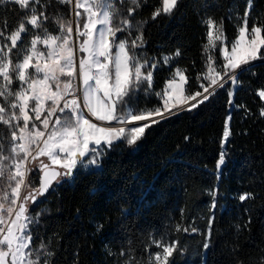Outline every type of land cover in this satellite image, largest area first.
Listing matches in <instances>:
<instances>
[{
  "label": "snow or ice",
  "instance_id": "snow-or-ice-1",
  "mask_svg": "<svg viewBox=\"0 0 264 264\" xmlns=\"http://www.w3.org/2000/svg\"><path fill=\"white\" fill-rule=\"evenodd\" d=\"M149 3L0 0L5 13L15 14L13 25L0 15V264H56L57 252L44 241L37 245L35 234L41 230L43 213H33L32 205L65 181L75 182L82 173L97 174L106 154L119 143L137 147L153 126L181 110L191 112L211 103L220 90L227 95L229 110L222 148L230 138L231 110L244 109L252 115L245 105L236 103L235 95L243 85L241 74L256 76L254 62L264 61V23L252 17L255 0H246L242 14L229 9L228 19L237 30L230 42L224 18L216 20L209 14L212 4L206 3L198 13L200 23L209 41L214 33L220 41L223 63L207 55L206 44L204 71L196 74L195 90L187 69L176 68L167 81L170 91L155 93L154 70L161 64L170 66L182 51L177 48L159 58L149 56L145 26L174 16L181 0H158L149 19L137 20ZM140 92L154 94L162 106H139ZM255 94L264 100V86ZM259 117L264 118V106L259 108ZM225 155L221 152L217 167L225 162ZM210 195L214 212L217 192L212 190ZM238 199L243 203L254 199V194L243 193ZM213 223L214 215L209 216L203 233L204 249L210 248ZM102 229L98 224L96 231ZM175 230L200 231L181 229L179 224ZM143 252L148 254L146 259L121 250L120 264H175L174 254H182L183 246L165 232L149 233ZM106 254L115 255L111 249ZM72 264H79V251L73 253ZM259 264H264V256Z\"/></svg>",
  "mask_w": 264,
  "mask_h": 264
},
{
  "label": "trees",
  "instance_id": "trees-1",
  "mask_svg": "<svg viewBox=\"0 0 264 264\" xmlns=\"http://www.w3.org/2000/svg\"><path fill=\"white\" fill-rule=\"evenodd\" d=\"M157 2L150 0L136 19H149ZM206 3L212 4L210 15L218 21L224 18L227 40L236 37L229 9L242 14L246 0H181L174 16L145 26L149 56L182 51L170 66L161 64L155 70L152 93L163 89L176 67L187 69L191 88L198 87L195 77L204 71L203 49L209 42L198 13ZM0 15L13 25L14 13L0 8ZM252 17L264 23V0H255ZM50 29L56 30L54 25ZM216 58L223 62L219 50ZM255 71L256 76L241 74L243 85L235 95L236 103L252 115L244 109L231 110L230 138L223 148L229 110L227 95L220 90L211 103L153 126L136 150L119 143L106 154L97 174L82 173L75 182L65 181L51 190L33 210L43 213L41 230L35 234L37 245L48 243L57 252L56 264H72L75 251L79 264H120L121 250L146 259L143 249L149 233L165 232L183 246L182 254H174L175 264H259L264 256V118L259 117V108L264 101L255 92L264 86V61L255 64ZM138 101L141 107L162 103L144 92ZM221 152L225 162L217 167ZM212 190L217 192L214 212ZM248 192L254 199L241 203L239 195ZM212 215L210 248L204 249L203 233ZM98 224L102 231H96ZM177 224L200 231L177 232ZM107 249L115 255H107Z\"/></svg>",
  "mask_w": 264,
  "mask_h": 264
},
{
  "label": "rangeland",
  "instance_id": "rangeland-1",
  "mask_svg": "<svg viewBox=\"0 0 264 264\" xmlns=\"http://www.w3.org/2000/svg\"><path fill=\"white\" fill-rule=\"evenodd\" d=\"M249 24H250V21H249ZM225 36H226V34H225ZM227 37V36H226ZM215 44L216 45V47H215V49H213L212 47H211V44ZM208 45H209V51H208V55H213L214 56V58H215V60H216V62L218 63V64H222V63H219L218 62V60H217V58H216V52L219 50L220 51V53H221V56H222V58H223V52L221 51V44H220V41H217L216 39H215V33L213 34V37H212V40L211 41H209L208 42ZM115 51V50H114ZM78 55L80 56V57H83L85 54L84 53H78ZM173 62V61H172ZM171 62V63H172ZM176 68H180V67H176ZM176 68H174V70H173V72L175 71V69ZM182 69V68H181ZM156 70V69H155ZM155 70H154V72H155ZM154 72H153V82H154ZM172 72V73H173ZM172 73H171V75L169 76V78L167 79V81H169L170 80V78H171V76H172ZM177 79V83H179V78L177 77L176 78ZM167 81H166V83H165V85H164V87H163V89H161V90H158L159 92H162V91H164V90H169L170 91V89L168 88V84H167ZM185 88H187V85H185ZM153 90V89H152ZM158 91H156V92H158ZM157 99H159L158 97H156ZM264 101V100H263ZM162 102V101H161ZM158 106H162V103H161V105H158ZM181 112H183V110H181ZM180 112V113H181ZM94 119V118H93ZM96 123H98V124H102L103 122H101V121H95ZM141 143V142H140ZM140 143H139V145H140ZM139 145L137 146V147H133V148H131V149H133V150H136L138 147H139ZM41 159H45V158H41ZM224 164V163H223ZM222 164V165H223ZM222 165H220V167L222 166ZM46 197V196H45ZM45 197H40L39 198V200H38V202L36 203V204H34V205H32V211L36 208V206L45 198Z\"/></svg>",
  "mask_w": 264,
  "mask_h": 264
},
{
  "label": "water",
  "instance_id": "water-1",
  "mask_svg": "<svg viewBox=\"0 0 264 264\" xmlns=\"http://www.w3.org/2000/svg\"><path fill=\"white\" fill-rule=\"evenodd\" d=\"M259 62H263V61H256V62H254V63L256 64V63H259ZM49 192H51V189L49 190ZM48 194H49V193H48ZM48 194H47V195H48ZM47 195H46V196H47Z\"/></svg>",
  "mask_w": 264,
  "mask_h": 264
}]
</instances>
